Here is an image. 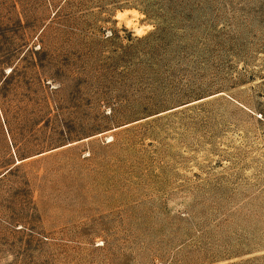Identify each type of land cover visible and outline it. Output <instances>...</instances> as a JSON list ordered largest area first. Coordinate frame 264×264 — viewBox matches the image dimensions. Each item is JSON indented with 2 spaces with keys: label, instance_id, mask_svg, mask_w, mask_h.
Returning a JSON list of instances; mask_svg holds the SVG:
<instances>
[{
  "label": "rangeland",
  "instance_id": "374dc122",
  "mask_svg": "<svg viewBox=\"0 0 264 264\" xmlns=\"http://www.w3.org/2000/svg\"><path fill=\"white\" fill-rule=\"evenodd\" d=\"M0 264H264V0H0Z\"/></svg>",
  "mask_w": 264,
  "mask_h": 264
}]
</instances>
